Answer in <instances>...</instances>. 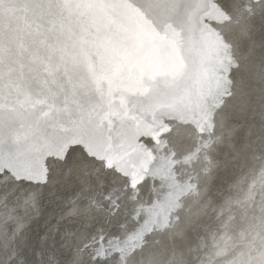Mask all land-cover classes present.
Segmentation results:
<instances>
[{"label": "snow or ice", "instance_id": "6c2138e0", "mask_svg": "<svg viewBox=\"0 0 264 264\" xmlns=\"http://www.w3.org/2000/svg\"><path fill=\"white\" fill-rule=\"evenodd\" d=\"M211 3L0 0V264H169L161 156L191 183L264 139V0Z\"/></svg>", "mask_w": 264, "mask_h": 264}, {"label": "bare ground", "instance_id": "6f19581e", "mask_svg": "<svg viewBox=\"0 0 264 264\" xmlns=\"http://www.w3.org/2000/svg\"><path fill=\"white\" fill-rule=\"evenodd\" d=\"M208 6L210 11L214 9L212 19H226L228 14L211 0ZM237 141L226 142L223 158L213 159L210 170L198 181L177 178L178 173L170 167L171 151L162 155L149 173L150 177L164 178L166 190L155 209L169 215L176 225L170 238L182 243L172 249L169 264H264V139H252L245 133ZM55 191L52 188L44 206L35 207L25 226L35 220V230H47L58 213ZM152 191L159 192V187ZM8 219L16 222L13 216ZM3 227L0 222V229ZM203 233L206 238L199 244Z\"/></svg>", "mask_w": 264, "mask_h": 264}, {"label": "water", "instance_id": "95a60500", "mask_svg": "<svg viewBox=\"0 0 264 264\" xmlns=\"http://www.w3.org/2000/svg\"><path fill=\"white\" fill-rule=\"evenodd\" d=\"M242 195H243V193L241 194V196H242ZM237 227H239L238 224H237ZM220 228H221V227H220V225H219L218 228H217V230H219ZM222 228H224V230H225V226H223ZM225 231H227V230H225ZM220 232H221V230H220ZM220 232H219V234H220ZM222 232H224V231H222ZM219 234H218V235H219ZM218 235H217V237H218ZM217 237H216V238H217ZM234 237L236 238V237H238V236H234ZM205 238H206V235H205V233H203L202 236H201V238H200V242H199V244H201L202 241L205 240ZM216 238H215V239H216ZM213 244H214V243H213ZM210 248H212V246H211ZM212 252H213V250H212V251H209L208 254L206 255L205 259H206V258L208 259L209 256L212 255Z\"/></svg>", "mask_w": 264, "mask_h": 264}, {"label": "rangeland", "instance_id": "374dc122", "mask_svg": "<svg viewBox=\"0 0 264 264\" xmlns=\"http://www.w3.org/2000/svg\"><path fill=\"white\" fill-rule=\"evenodd\" d=\"M221 244V243H220ZM220 244L218 245V247L220 246ZM253 254V252L251 253V255Z\"/></svg>", "mask_w": 264, "mask_h": 264}]
</instances>
